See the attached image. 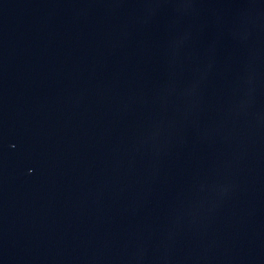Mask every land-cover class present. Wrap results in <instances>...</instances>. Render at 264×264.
Wrapping results in <instances>:
<instances>
[{
  "label": "water",
  "instance_id": "1",
  "mask_svg": "<svg viewBox=\"0 0 264 264\" xmlns=\"http://www.w3.org/2000/svg\"><path fill=\"white\" fill-rule=\"evenodd\" d=\"M0 264H264V0H0Z\"/></svg>",
  "mask_w": 264,
  "mask_h": 264
}]
</instances>
